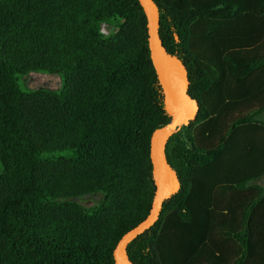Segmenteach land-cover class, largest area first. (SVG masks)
<instances>
[{
  "label": "trees",
  "instance_id": "trees-1",
  "mask_svg": "<svg viewBox=\"0 0 264 264\" xmlns=\"http://www.w3.org/2000/svg\"><path fill=\"white\" fill-rule=\"evenodd\" d=\"M153 2L197 112L165 145L180 190L129 261L264 264V0ZM31 72L62 89H21ZM170 123L138 0H0V264H114L152 207L150 138Z\"/></svg>",
  "mask_w": 264,
  "mask_h": 264
},
{
  "label": "water",
  "instance_id": "water-1",
  "mask_svg": "<svg viewBox=\"0 0 264 264\" xmlns=\"http://www.w3.org/2000/svg\"><path fill=\"white\" fill-rule=\"evenodd\" d=\"M138 2L146 17L150 58L164 89L165 111L171 116V123L155 130L151 135L149 154L155 185L153 204L148 216L117 242L113 250L114 264H133L127 256V246L158 221L163 201L180 190L177 174L165 160V145L180 126L188 125L189 121L194 119L197 112L196 104L187 94L189 82L184 65L166 51L159 38L158 7L153 0Z\"/></svg>",
  "mask_w": 264,
  "mask_h": 264
},
{
  "label": "rangeland",
  "instance_id": "rangeland-1",
  "mask_svg": "<svg viewBox=\"0 0 264 264\" xmlns=\"http://www.w3.org/2000/svg\"><path fill=\"white\" fill-rule=\"evenodd\" d=\"M114 29L111 27L101 26V32L104 36H108ZM18 84L21 89L25 91L46 90L52 92H59L62 89V78L59 74H47L31 72L21 77L17 76ZM193 121V120H192ZM101 194H89L76 199H71L84 209H89L95 206L100 200Z\"/></svg>",
  "mask_w": 264,
  "mask_h": 264
},
{
  "label": "bare ground",
  "instance_id": "bare-ground-1",
  "mask_svg": "<svg viewBox=\"0 0 264 264\" xmlns=\"http://www.w3.org/2000/svg\"><path fill=\"white\" fill-rule=\"evenodd\" d=\"M169 103H171V100L169 99Z\"/></svg>",
  "mask_w": 264,
  "mask_h": 264
}]
</instances>
